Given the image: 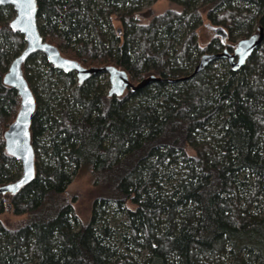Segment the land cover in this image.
<instances>
[{
	"label": "trees",
	"instance_id": "1",
	"mask_svg": "<svg viewBox=\"0 0 264 264\" xmlns=\"http://www.w3.org/2000/svg\"><path fill=\"white\" fill-rule=\"evenodd\" d=\"M147 1L35 0L39 35L64 58L113 66L134 85L160 80L107 97L101 74L79 85L38 53L21 66L35 102L30 144L47 165L34 158L33 180L0 195V264H264V0H199L196 8L195 0H168L175 9L147 10L140 24L135 14ZM200 15L223 30L225 44L218 37L196 44ZM102 17L108 29L119 24V35L102 31ZM253 25L263 41L238 71L221 70L227 64L219 60L175 81L201 55L229 52L232 37H249ZM22 48L21 35L0 18V186L18 179L2 134L19 99L1 79ZM55 75L66 93L57 105ZM42 134L46 147L38 144ZM70 166L92 189L78 229ZM117 214L123 222L113 227L108 217Z\"/></svg>",
	"mask_w": 264,
	"mask_h": 264
},
{
	"label": "water",
	"instance_id": "2",
	"mask_svg": "<svg viewBox=\"0 0 264 264\" xmlns=\"http://www.w3.org/2000/svg\"><path fill=\"white\" fill-rule=\"evenodd\" d=\"M0 7H10L13 18L8 22L11 31L21 35L23 48L13 58L1 82L4 86L13 89L19 99V107L11 123L2 134L3 149L9 157L15 159L20 165V176L12 183L0 186V195L14 194L29 184L34 178V151L30 144L29 125L31 115L35 109L33 95L27 86L21 71V66L34 54L43 55L45 61L54 70L62 73H72L77 84H82L92 75H106L108 90L107 97H120L128 89L138 91L145 86L158 82L160 79L148 76L141 79L135 85L129 82L126 73L113 66L82 67L76 61L64 58L53 45L43 41L39 35L37 26V8L35 0H31L29 6L27 0H0ZM144 17L143 14H135V18ZM215 35L222 44L226 42V35L220 28L214 29ZM117 35L119 32L117 31ZM263 41L262 31L255 28V33L235 43L233 51L225 48L219 52L203 54L187 77L175 80L183 82L199 73L210 63L223 60L232 72L238 71L244 66L247 59ZM31 103H27L28 101ZM23 181V183H21Z\"/></svg>",
	"mask_w": 264,
	"mask_h": 264
},
{
	"label": "rangeland",
	"instance_id": "3",
	"mask_svg": "<svg viewBox=\"0 0 264 264\" xmlns=\"http://www.w3.org/2000/svg\"><path fill=\"white\" fill-rule=\"evenodd\" d=\"M193 5L196 8L199 5V0H195ZM230 5H231L230 6L231 8L242 7L241 3H239V2L236 3L235 1H232ZM173 9H175V5H173L168 0H148L147 2H144L141 5V7L139 9V13H143L147 10H150L149 15L151 16L152 14L159 15L165 11L173 10ZM0 18L3 21L9 22L13 18V12L8 13L7 10H4L1 13ZM138 19H139L140 24H145L148 21L145 19L143 20V17H139ZM101 22H102L101 25H102V31L103 32H107V33L109 32V33H111V35H114L115 30L120 31L119 30L120 29L119 24H116L114 22H113L112 26H110L111 28L108 29L107 28V19L105 17L101 20ZM37 26L38 27L42 26V22L39 19H37ZM255 28H256V25H253L251 34L255 33ZM193 29L195 30V35H196L195 36V42L201 48L205 47L207 45H210L212 43V41L217 38V36L214 33L215 27L210 25L209 20H207L204 15H200V20H199V22L198 21L196 22V25L193 26ZM177 37H180V33L177 35ZM232 40L234 42H237L240 40V38L234 35L232 37ZM180 41H181V37L177 38L175 40V43H174L175 49L178 48V44L180 43ZM173 42L174 41H172V44H173ZM9 63H10V61H9ZM225 64H226V62H225ZM215 66L220 67L219 63L214 64V67ZM28 67H32V68L34 67L35 68V65H34V63H30L27 65L26 68H28ZM220 69L223 71H226V70L228 71L229 67L226 65V66H222ZM58 78L61 79V77H58ZM56 80H57V76L55 75L52 78V82L55 81L54 82L55 85H53V90L51 91V95H52L51 98H53L54 103L57 105L58 103L65 101L66 93L64 90H62L61 84L59 82H57ZM99 84L102 86L103 92L106 93L108 90V83H107L106 75H102L99 77ZM48 103H50V102H48ZM38 144L42 147L47 146L46 140H45V134H42L40 136ZM33 151H34L35 163L40 164L41 166H43V165L46 166L47 165V162L45 161L46 155L43 156V154L40 153V150L35 149V148H33ZM10 171L12 174H15V175H17V177H19L20 173H21L19 163L17 162V165L10 168ZM72 171H73V167L70 166L69 170H68V173L70 175V185L67 188V193H68L69 199H71V201H73L72 202V213L70 214V217H71V219H73L72 222H73V225L75 227L74 229H78L80 223L85 222L89 216L90 202L92 199V189L90 186V180H89L87 175H85L82 171L72 174ZM73 216L75 217V219L73 218ZM5 217H6L5 214L1 215L0 221H4ZM9 219H12V218L10 217ZM109 219L112 221L110 223V225L113 227L119 226L120 222H123V216L120 214L109 215L108 220Z\"/></svg>",
	"mask_w": 264,
	"mask_h": 264
},
{
	"label": "snow or ice",
	"instance_id": "4",
	"mask_svg": "<svg viewBox=\"0 0 264 264\" xmlns=\"http://www.w3.org/2000/svg\"><path fill=\"white\" fill-rule=\"evenodd\" d=\"M27 3L30 6L31 5V0H27ZM27 103H31V101L29 100ZM21 183H23V181Z\"/></svg>",
	"mask_w": 264,
	"mask_h": 264
},
{
	"label": "flooded vegetation",
	"instance_id": "5",
	"mask_svg": "<svg viewBox=\"0 0 264 264\" xmlns=\"http://www.w3.org/2000/svg\"><path fill=\"white\" fill-rule=\"evenodd\" d=\"M233 48H234V47H232V48L230 49V51H229V52H232V51H233ZM223 49H224V48H223ZM220 51H221V50H220Z\"/></svg>",
	"mask_w": 264,
	"mask_h": 264
}]
</instances>
